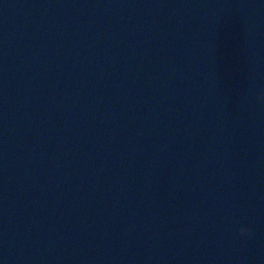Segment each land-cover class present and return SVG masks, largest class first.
Segmentation results:
<instances>
[{
    "label": "water",
    "instance_id": "1",
    "mask_svg": "<svg viewBox=\"0 0 264 264\" xmlns=\"http://www.w3.org/2000/svg\"><path fill=\"white\" fill-rule=\"evenodd\" d=\"M261 97L264 0H0V264H264Z\"/></svg>",
    "mask_w": 264,
    "mask_h": 264
},
{
    "label": "clouds",
    "instance_id": "2",
    "mask_svg": "<svg viewBox=\"0 0 264 264\" xmlns=\"http://www.w3.org/2000/svg\"><path fill=\"white\" fill-rule=\"evenodd\" d=\"M261 100H264V97H261ZM240 235L251 237L253 235V233L247 228H241L240 229Z\"/></svg>",
    "mask_w": 264,
    "mask_h": 264
}]
</instances>
